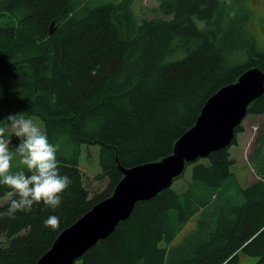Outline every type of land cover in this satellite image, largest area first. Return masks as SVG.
Returning a JSON list of instances; mask_svg holds the SVG:
<instances>
[{
    "label": "trees",
    "instance_id": "obj_1",
    "mask_svg": "<svg viewBox=\"0 0 264 264\" xmlns=\"http://www.w3.org/2000/svg\"><path fill=\"white\" fill-rule=\"evenodd\" d=\"M156 1L159 15L139 18L135 0H0V123L17 113L38 118L57 148L60 175L71 180L55 209L40 202L0 216V264H37L59 234L113 194L121 166L172 154L213 94L252 67L264 71L247 0ZM248 114H264V93ZM243 130L188 163L184 191L171 185L137 202L77 261L238 264L247 254L257 257L249 264H264V131L250 158L258 178L244 185L230 152ZM83 144L100 147L97 179H109L93 197L78 170ZM12 166L22 167L17 159ZM8 191L0 185V212ZM197 212L196 229L169 247ZM50 215L60 219L56 230L43 224Z\"/></svg>",
    "mask_w": 264,
    "mask_h": 264
},
{
    "label": "water",
    "instance_id": "obj_2",
    "mask_svg": "<svg viewBox=\"0 0 264 264\" xmlns=\"http://www.w3.org/2000/svg\"><path fill=\"white\" fill-rule=\"evenodd\" d=\"M264 93V71L254 67L235 83L223 86L203 106L195 124L175 143L172 154L158 161L120 169L123 177L111 196L96 203L66 228L37 264H75L98 240L128 219L137 202L171 187L188 163L231 145L249 105Z\"/></svg>",
    "mask_w": 264,
    "mask_h": 264
},
{
    "label": "clouds",
    "instance_id": "obj_3",
    "mask_svg": "<svg viewBox=\"0 0 264 264\" xmlns=\"http://www.w3.org/2000/svg\"><path fill=\"white\" fill-rule=\"evenodd\" d=\"M2 122L6 123H0V185L10 191L5 195L9 201L7 211L0 212V216L14 218L18 211H31L40 202L55 209L61 205V194L71 183L68 176L60 175L57 148L24 113L10 114ZM9 128L20 138L18 146H10V138L5 135ZM14 159L22 166L16 171L12 166ZM43 224L56 230L60 219L50 215Z\"/></svg>",
    "mask_w": 264,
    "mask_h": 264
},
{
    "label": "rangeland",
    "instance_id": "obj_4",
    "mask_svg": "<svg viewBox=\"0 0 264 264\" xmlns=\"http://www.w3.org/2000/svg\"><path fill=\"white\" fill-rule=\"evenodd\" d=\"M247 4L252 9L251 30L256 34L260 45L264 46V0H247ZM133 7L139 18L154 17L159 15V13L156 12L158 7V2L156 0H135ZM32 120L33 123L36 124L43 132L44 127L42 122L38 118H32ZM242 125H244V130L243 132L237 134V141L230 147V152L235 160V165L233 167L235 172L238 174L243 184L247 185L258 178L250 158L251 156L254 158L257 156L256 148L262 143L259 140L257 141V139L261 131H264V114H248L247 112ZM8 133L10 144L20 143V138L15 136L10 128ZM99 148L100 147L98 145L94 144L82 145L83 150L78 170L83 176V182L86 184L90 192V197L102 192L107 187L109 182L107 177L103 180L97 179L98 175L103 173L98 160ZM191 170L192 167L187 164L183 174L178 179L173 181L172 186L180 191H184L190 181ZM0 202H5V199H0ZM199 216L200 212H197L187 221L186 225L177 234V237L169 247L180 243L187 233L196 229ZM5 239L6 237L0 236V241H5ZM256 259L257 257L255 256L241 254L238 264H249L254 262ZM75 264H80V261H77Z\"/></svg>",
    "mask_w": 264,
    "mask_h": 264
},
{
    "label": "crops",
    "instance_id": "obj_5",
    "mask_svg": "<svg viewBox=\"0 0 264 264\" xmlns=\"http://www.w3.org/2000/svg\"><path fill=\"white\" fill-rule=\"evenodd\" d=\"M43 132H44V128H43ZM11 144H14V143H11ZM16 144H18V143H16ZM173 184V183H172Z\"/></svg>",
    "mask_w": 264,
    "mask_h": 264
}]
</instances>
